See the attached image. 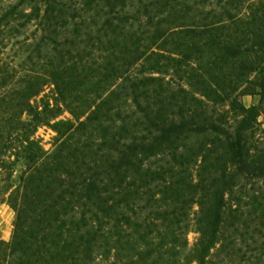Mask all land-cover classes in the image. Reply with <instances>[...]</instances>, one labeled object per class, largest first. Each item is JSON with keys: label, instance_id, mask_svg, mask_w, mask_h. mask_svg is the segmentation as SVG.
<instances>
[{"label": "trees", "instance_id": "trees-1", "mask_svg": "<svg viewBox=\"0 0 264 264\" xmlns=\"http://www.w3.org/2000/svg\"><path fill=\"white\" fill-rule=\"evenodd\" d=\"M263 109L264 0H0V264H264Z\"/></svg>", "mask_w": 264, "mask_h": 264}, {"label": "rangeland", "instance_id": "rangeland-1", "mask_svg": "<svg viewBox=\"0 0 264 264\" xmlns=\"http://www.w3.org/2000/svg\"><path fill=\"white\" fill-rule=\"evenodd\" d=\"M52 95L53 94V88L52 85H48L45 88V92H43V95ZM41 97L39 96L34 99V102H40ZM242 100L247 106L252 105H258L260 103V95L258 94H252L248 93L242 96ZM72 115L69 111H64L57 119L60 118H71ZM259 125L261 129H264V109L259 116ZM36 137L41 139L42 144L44 145L45 149L51 150L53 149V143L55 141V137L57 135L56 131L45 124L39 125L37 131H36ZM23 169V165L19 164L16 167L15 172L13 173V181L15 184L20 183V175L21 170ZM1 170V168H0ZM1 178V176H0ZM9 194L0 196V240L10 241L12 239L17 213L15 209L12 207V205L6 200ZM6 198V199H5ZM198 237V233L195 231H190L189 238L191 241V244H194Z\"/></svg>", "mask_w": 264, "mask_h": 264}]
</instances>
